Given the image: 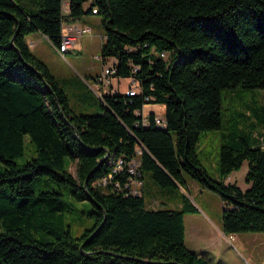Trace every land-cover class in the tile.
Wrapping results in <instances>:
<instances>
[{"label": "trees", "instance_id": "obj_1", "mask_svg": "<svg viewBox=\"0 0 264 264\" xmlns=\"http://www.w3.org/2000/svg\"><path fill=\"white\" fill-rule=\"evenodd\" d=\"M89 1L0 0V264H208L185 244V215L197 210L187 197L179 210L151 209L144 193L106 185L138 145L143 179L150 172L165 188L188 174L220 196L224 234L264 232V144L243 130L223 135L220 176L248 161L246 190L213 179L197 154L202 131L225 127L224 91L264 89V0ZM90 13L105 29L103 64L115 58V76L139 92L104 93L99 113L76 114L26 37L40 32L59 49L63 25ZM147 104L163 106L158 123ZM252 109L253 127H264V105ZM26 135L34 154L19 165ZM39 176L91 200L94 227L73 237L63 193H36Z\"/></svg>", "mask_w": 264, "mask_h": 264}, {"label": "rangeland", "instance_id": "obj_2", "mask_svg": "<svg viewBox=\"0 0 264 264\" xmlns=\"http://www.w3.org/2000/svg\"><path fill=\"white\" fill-rule=\"evenodd\" d=\"M89 2L85 3V8L89 6ZM64 10L66 11V8ZM77 22L79 26L90 27L92 31L80 37L77 45L69 52L62 55L46 37L38 33L33 39H40L38 41L40 44L35 48L34 54L45 63L65 91L70 107L76 114H96L100 112V93L119 91L123 94L129 86L132 85L136 89H139V86L135 80L114 76L111 78L110 86L97 87L95 79L102 75L104 68L112 67L116 59L110 58L105 64L102 62L101 46L105 39V29L97 14H84ZM223 98L225 127L222 130L202 131L197 154L202 167L213 179H221L226 184L236 183L242 190H246L251 186L246 180L248 161H244L240 169L222 179L219 173L220 148L224 134L241 130L253 141L260 145L264 144V127L261 125L253 127L257 119L252 113V108L264 105V89L240 88L233 95L224 91ZM25 144L24 155L15 159L19 165L27 162L34 154V145L28 135L25 136ZM68 162L69 158L66 157V166ZM5 168L6 164L0 160V170ZM68 168L76 176V163L73 162ZM184 180L183 185L162 188L154 182L150 172H145L143 190L147 207L179 210L183 198L187 197L197 209L196 212L185 215L187 248L196 251L208 264H264V232L224 234L222 231L224 204L220 196L188 174L184 175ZM32 186L36 193L45 190H58L63 193L66 208L62 221L69 227L73 237H79L94 227L96 216L91 212L97 209L96 206L89 199H76L70 185L48 176H39L32 182Z\"/></svg>", "mask_w": 264, "mask_h": 264}, {"label": "built area", "instance_id": "obj_3", "mask_svg": "<svg viewBox=\"0 0 264 264\" xmlns=\"http://www.w3.org/2000/svg\"><path fill=\"white\" fill-rule=\"evenodd\" d=\"M91 1V0H90ZM66 7V4H65ZM90 27L84 26V34L91 33ZM76 38V24L65 23L62 30V43L59 49L69 52L71 48H74V39ZM164 54H167L163 51ZM116 75V68L114 65L112 67H106L103 69L102 75L95 79L97 87L104 85L106 87L111 85V78ZM139 90L129 86L126 91V95H135ZM163 115L156 113L155 123H158V117ZM146 122V121H145ZM166 126H163L165 128ZM142 153V146L138 145L136 147L135 156L126 159L121 158L119 163V170L112 172L108 176H105V183L110 188H113L117 193L123 194L125 196H141L144 193V179L140 171V154Z\"/></svg>", "mask_w": 264, "mask_h": 264}, {"label": "crops", "instance_id": "obj_4", "mask_svg": "<svg viewBox=\"0 0 264 264\" xmlns=\"http://www.w3.org/2000/svg\"><path fill=\"white\" fill-rule=\"evenodd\" d=\"M66 3H67V2H66ZM77 23H78V22H77V20H76V21H74V22H70V23H68V24H72V25L76 24V29H78L79 27H82V26H79ZM82 28H84V27H82ZM38 33H40V32H35L34 34L32 33V34H30V35H28V36L26 37V40H27V42H28L30 48L32 49L33 53H34L35 48L38 47V45L40 44V43L38 42L40 39H33V38H36L35 34H38ZM40 34H41L42 37H46V36H44L42 33H40ZM33 36H34V37H33ZM57 50H58V49H57ZM99 95H100L101 97L103 96L102 93H100ZM145 108H146V110H145L146 112L154 111V112H157L158 114H162V111H163V106H162V105H159V104H147V105L144 106V109H145ZM144 184H145V183H144ZM144 189H145V188H144Z\"/></svg>", "mask_w": 264, "mask_h": 264}, {"label": "bare ground", "instance_id": "obj_5", "mask_svg": "<svg viewBox=\"0 0 264 264\" xmlns=\"http://www.w3.org/2000/svg\"><path fill=\"white\" fill-rule=\"evenodd\" d=\"M94 12H96V11L94 10ZM82 34H84V28L79 27L78 29H76V38L74 39V45H77V41L82 36ZM58 51L62 55H64L66 53L65 51H63L61 49H58Z\"/></svg>", "mask_w": 264, "mask_h": 264}, {"label": "water", "instance_id": "obj_6", "mask_svg": "<svg viewBox=\"0 0 264 264\" xmlns=\"http://www.w3.org/2000/svg\"><path fill=\"white\" fill-rule=\"evenodd\" d=\"M11 45L14 46V39H12V41H11ZM102 225H103V223L100 225V227H101ZM100 227L97 229V231L100 229ZM97 231H96V232H97ZM96 232H95L94 234H96ZM94 234H93V235H94ZM93 235H92V236H93ZM82 247H83V245L81 246V248H82ZM110 254H115V252H110Z\"/></svg>", "mask_w": 264, "mask_h": 264}]
</instances>
